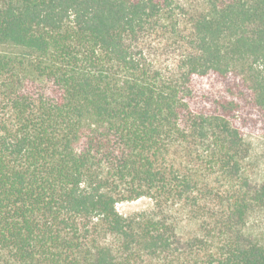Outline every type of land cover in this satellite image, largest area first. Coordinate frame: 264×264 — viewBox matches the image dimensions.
Wrapping results in <instances>:
<instances>
[{
    "label": "trees",
    "instance_id": "16d2710c",
    "mask_svg": "<svg viewBox=\"0 0 264 264\" xmlns=\"http://www.w3.org/2000/svg\"><path fill=\"white\" fill-rule=\"evenodd\" d=\"M252 134L264 0H0V264H264Z\"/></svg>",
    "mask_w": 264,
    "mask_h": 264
},
{
    "label": "rangeland",
    "instance_id": "374dc122",
    "mask_svg": "<svg viewBox=\"0 0 264 264\" xmlns=\"http://www.w3.org/2000/svg\"><path fill=\"white\" fill-rule=\"evenodd\" d=\"M253 142L254 158L257 164V176H264V138L257 134L250 135ZM152 206V201L149 198H140L132 201L121 202L117 205L120 213L124 215H131L135 212L148 209Z\"/></svg>",
    "mask_w": 264,
    "mask_h": 264
}]
</instances>
